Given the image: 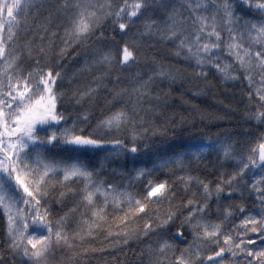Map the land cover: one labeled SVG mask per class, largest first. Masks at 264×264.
I'll return each mask as SVG.
<instances>
[{"label":"snow or ice","instance_id":"1","mask_svg":"<svg viewBox=\"0 0 264 264\" xmlns=\"http://www.w3.org/2000/svg\"><path fill=\"white\" fill-rule=\"evenodd\" d=\"M170 2L58 0L49 12L57 23L48 33H60L57 54L96 38L81 65L95 75L87 86L64 88L59 64L48 62L45 32L38 41L34 35L20 41L22 29L29 31L25 26L35 0H0V217L13 264H54V250L101 228L120 237L117 243L149 239L148 264H264V131L254 137L240 132L238 140L192 137L156 160L147 152L148 130L139 109L116 99L126 88L110 89L112 100L98 111L83 107L109 79L115 84L117 67L137 61L140 38H155L173 45L175 56H182L197 76L239 80L254 104L246 122L264 125V0H179L169 7ZM108 21L106 38L98 26ZM157 67L135 81L134 94L142 98L153 76L168 75ZM96 153L103 154L102 163L123 155L128 179L107 183L100 178V169L92 166ZM213 153L232 162L230 173L220 171L215 181L188 173L185 157L199 160ZM149 158L156 162L145 167ZM166 166L181 173L188 197L179 212L172 207L152 211L165 197L173 198L167 180L151 179L153 169ZM73 182L77 187L68 188ZM56 186L53 204L49 191ZM66 195L77 197L73 207L54 214L52 208L63 207ZM76 213L69 230V216Z\"/></svg>","mask_w":264,"mask_h":264},{"label":"trees","instance_id":"2","mask_svg":"<svg viewBox=\"0 0 264 264\" xmlns=\"http://www.w3.org/2000/svg\"><path fill=\"white\" fill-rule=\"evenodd\" d=\"M58 0H35V10L29 11V22L25 26L29 29L25 34L23 29L20 34V41H26L28 37L35 36L39 40L40 32L44 31L43 40L50 45L48 62L52 65L59 64V69L63 73L64 88L70 85L83 84L88 85L95 72H87L81 68L86 54L91 51L95 44V36L90 37L87 42H81L77 45H71L62 54L58 55V49L61 46V36L59 32L54 35L48 33L54 32L57 20L54 16H49L52 6ZM172 3H178L177 0H171ZM47 25V27H46ZM107 29L108 31H105ZM98 32H104L107 38L111 32V22L98 26ZM131 38V33H129ZM137 61L129 66L117 67L112 75L117 77L115 84L109 79L107 87H101L94 98L84 102V109L92 112L98 111L101 106L107 107L108 102L112 100L110 89L126 88L127 92L122 97L116 99L120 104H126L129 108H138L143 117L144 127L148 130V135L144 137L145 143L149 145L147 152L155 154L156 160L169 154V149L174 144L186 141L192 137H204L208 135L226 137L230 136L233 140H238V133L248 132L254 137L259 132L264 131V125L257 126L258 121L250 119L246 113L253 110L254 104L250 105L245 93L246 87L241 86L239 80L222 81L217 75L209 73L207 76H197L191 65L186 63L183 57H177L174 54L173 45L160 42L155 38H140ZM90 58V57H89ZM43 59V57H42ZM167 69L168 75L153 76L149 82L148 93L142 98L132 92L135 87V81L145 79L149 73H156L158 67ZM68 97H65L67 103ZM68 111L75 112L69 108ZM140 117H137L139 119ZM95 122L93 117L92 123ZM153 128L160 129L153 133ZM122 134L119 138H123ZM102 153H96L93 157V167L100 169L99 177L105 182L127 180L128 167L124 164L126 159L123 155L111 156L101 162ZM148 159L145 167L156 162ZM188 173L198 175L203 179L215 181L219 177L220 171L228 174L232 171V162L221 161L215 153L204 155L199 160L184 158ZM217 171H213V168ZM115 170V171H114ZM167 172V175L165 173ZM210 174V175H209ZM180 172L174 168H155L152 170L151 179H165L172 186L170 195L173 197L169 201L165 197L152 206V211L159 208L161 211L172 207L179 212L182 201L188 197L183 195V182L178 178ZM226 178V175H225ZM145 182L148 177H145ZM130 186L136 187L135 184ZM68 188H76L77 182L67 185ZM194 187V186H193ZM191 191V190H190ZM59 187L56 186L49 191V202L55 203ZM239 197H233V200ZM77 197L66 195L63 207L52 208L54 214L64 212L73 207ZM247 203V201H242ZM182 214V213H181ZM79 213L69 216V230L73 229L75 220ZM179 217H177V220ZM137 224L140 221H136ZM5 222L0 217V264H13V257L5 251ZM115 231V229H113ZM169 234L171 229L168 230ZM174 243L179 244L171 235L168 237ZM120 237L109 236L107 229H98L95 234L85 236L82 239H74L72 246H62L53 251L51 259L54 264H148L150 257L147 254V245L149 239L140 238L138 240H128L126 244L117 243ZM189 237L185 238V243Z\"/></svg>","mask_w":264,"mask_h":264},{"label":"rangeland","instance_id":"3","mask_svg":"<svg viewBox=\"0 0 264 264\" xmlns=\"http://www.w3.org/2000/svg\"><path fill=\"white\" fill-rule=\"evenodd\" d=\"M179 2V0H177Z\"/></svg>","mask_w":264,"mask_h":264},{"label":"water","instance_id":"4","mask_svg":"<svg viewBox=\"0 0 264 264\" xmlns=\"http://www.w3.org/2000/svg\"><path fill=\"white\" fill-rule=\"evenodd\" d=\"M185 241V240H184Z\"/></svg>","mask_w":264,"mask_h":264}]
</instances>
